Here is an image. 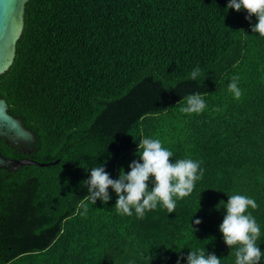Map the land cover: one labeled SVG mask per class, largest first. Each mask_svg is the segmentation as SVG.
<instances>
[{
	"label": "trees",
	"instance_id": "1",
	"mask_svg": "<svg viewBox=\"0 0 264 264\" xmlns=\"http://www.w3.org/2000/svg\"><path fill=\"white\" fill-rule=\"evenodd\" d=\"M229 2L26 3L0 97L35 135L29 158L49 165L0 167V264H187L199 250L235 264L238 246L219 231L232 195L258 205L247 212L264 264V37L251 31L255 15ZM234 76L239 100L228 90ZM196 92L206 108L182 113ZM143 138L159 139L170 162H201L202 178L174 197L175 211L117 214L111 188L107 204L86 200L90 170L101 165L118 179L139 161Z\"/></svg>",
	"mask_w": 264,
	"mask_h": 264
},
{
	"label": "clouds",
	"instance_id": "2",
	"mask_svg": "<svg viewBox=\"0 0 264 264\" xmlns=\"http://www.w3.org/2000/svg\"><path fill=\"white\" fill-rule=\"evenodd\" d=\"M227 8L246 10V19L255 15L258 22L251 31L264 37V0H230ZM199 74V67L193 69L190 79L196 80ZM238 81L239 77L234 76L228 85L229 92L237 100L242 96ZM183 100L185 106L180 111L184 114H200L206 108L199 92L191 93ZM213 111L219 112L221 109L217 107ZM137 155L139 161H132L129 165L131 170L127 173L121 169L118 179L110 178L101 165L93 167L90 177L83 181L88 193L85 199L91 204H95L97 199L107 204L111 199L108 191L111 188L118 197L114 206L117 214L131 216L134 209L137 218L142 219L146 211L155 210L158 204L167 209L168 213H173L176 208L174 197H187L193 191L195 182L203 176L201 162L192 159H176L174 163L170 162L173 153L162 147L159 139L143 138L138 144ZM225 205L226 215L219 225V231L227 246H238L235 251V264H259L262 251L256 241L260 236V227L251 212H247L249 207H258L256 201L244 195H232L228 196ZM82 207L84 211L81 215H86L87 204ZM200 223L199 219L195 220V224ZM177 264H180L179 259ZM187 264H221V260L215 254L205 255L204 250L190 251Z\"/></svg>",
	"mask_w": 264,
	"mask_h": 264
},
{
	"label": "water",
	"instance_id": "3",
	"mask_svg": "<svg viewBox=\"0 0 264 264\" xmlns=\"http://www.w3.org/2000/svg\"><path fill=\"white\" fill-rule=\"evenodd\" d=\"M28 1L0 0V75L4 74L14 62L17 41L21 37L25 25L24 15ZM8 109L7 101L0 97V137H4L13 144L18 141L35 142L34 133L24 126L21 118H16L10 114ZM35 164L49 165V163H38L27 158L10 159L0 152V167L11 171H16L25 165Z\"/></svg>",
	"mask_w": 264,
	"mask_h": 264
},
{
	"label": "flooded vegetation",
	"instance_id": "4",
	"mask_svg": "<svg viewBox=\"0 0 264 264\" xmlns=\"http://www.w3.org/2000/svg\"><path fill=\"white\" fill-rule=\"evenodd\" d=\"M35 142H30V141L29 142H19L18 141L16 144H13V142L7 141L4 137H0V152L5 157H8L10 159H22V158L31 159L29 158V156L34 151ZM8 153H11L12 156H8L7 155Z\"/></svg>",
	"mask_w": 264,
	"mask_h": 264
}]
</instances>
